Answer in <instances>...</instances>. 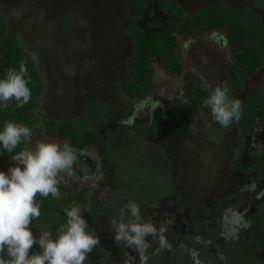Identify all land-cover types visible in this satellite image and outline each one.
Masks as SVG:
<instances>
[{"label": "rangeland", "instance_id": "374dc122", "mask_svg": "<svg viewBox=\"0 0 264 264\" xmlns=\"http://www.w3.org/2000/svg\"><path fill=\"white\" fill-rule=\"evenodd\" d=\"M148 1L142 28L152 35L166 30L169 18L159 9L157 0ZM174 1L186 16L222 5L239 13L248 26L264 30V11L252 0ZM126 3L127 0H0L8 32L16 34L21 46L32 54L45 81L40 109L32 117L84 122L88 108L104 107L101 117L95 116L88 124L100 127L103 148L76 147L64 140L77 149L79 159L71 176L62 173L59 177L60 189L69 195L87 191L84 216L99 237L102 250L90 252L85 264H142L134 248L113 243L110 220L118 217L119 208L127 201H137L145 187L149 193L156 191L159 180L168 182L177 192V202L163 204L180 205L181 215L200 226L213 215L217 202L222 209L216 211L212 221H233L244 226L255 214V206L264 201V178L245 173L251 165L250 154L264 153V120L245 135L244 152L236 160L239 149L234 123L223 129L212 121L210 110L202 106L198 115L188 119L185 131L173 133V121L168 116L172 108L188 103L189 86L207 90L202 87V77L213 87L228 85L238 53L227 41V32L202 28L192 36L178 37L180 71L167 72L163 66L155 65L149 95L132 100L121 83L130 79L134 53L132 38L126 33ZM68 18H72V26L65 32ZM261 53L264 56V46ZM1 58L0 54V65ZM258 94H264V67L248 76L243 89L231 96L244 104ZM138 122L140 129H136ZM117 128L127 130L137 144H117ZM39 139L64 142L55 133H39L33 144ZM9 160L0 155V170L9 167ZM109 163L118 167L115 189L107 181ZM163 193V187L155 192L156 196ZM183 216L180 223L187 226ZM180 229L184 230V226ZM148 239L150 248L159 247L158 241ZM170 246L162 252L167 258L180 252L177 245ZM260 248L255 247L261 252ZM259 251L257 256L264 261V252ZM215 256L221 264L231 263L222 252ZM157 258L147 264H159Z\"/></svg>", "mask_w": 264, "mask_h": 264}, {"label": "trees", "instance_id": "16d2710c", "mask_svg": "<svg viewBox=\"0 0 264 264\" xmlns=\"http://www.w3.org/2000/svg\"><path fill=\"white\" fill-rule=\"evenodd\" d=\"M263 1V0H262ZM129 11V25L127 35L132 38L134 53L130 59L131 79L124 83V91L129 99L146 98L151 90V75L155 65L163 66L167 72H179L181 64L177 57L178 37L192 36L202 28L212 30H225L229 41L239 53L238 60L231 71V80L227 87L229 94H235L242 89L248 76L256 74L264 67V56L261 50L264 46V30L248 26L244 19L236 11L217 5L213 8L200 10L193 15L186 16L182 8L174 0H157L159 9L168 16V28L162 32L147 35L141 26L145 11L149 7L148 0H127ZM68 26L65 32L72 26V18H68ZM0 77L9 67L19 68V65L26 62L31 82L32 99L23 108H17L14 101L9 102L8 108L0 111V127L6 120H14L24 123L33 128L34 136L39 133H55L60 140H70L76 147L102 146V134L100 127L89 126L91 119L101 117L104 107L99 106L87 110L84 114V122L65 121L58 122L51 119H37L32 117V113L40 109V101L45 91V81L40 75L37 63L31 53L27 52L14 33H9L7 23L0 13ZM188 103L180 104L172 108L168 116L173 121V133L186 130V122L192 116L198 115L202 101L207 98L208 90H201L194 86L187 88ZM204 107V106H203ZM264 119V94H258L254 98L242 104V116L238 122H234V129L237 132L239 156L244 152V136L248 131H252L259 120ZM97 121V120H96ZM106 122V121H105ZM87 124V125H86ZM138 122L136 129H140ZM120 137L116 143L124 142V145L131 147L136 143L131 138L130 133L124 128H117ZM110 132V131H109ZM114 132V131H112ZM108 134V132H107ZM107 137V136H106ZM26 145H21L25 147ZM19 150V149H17ZM5 158H10L9 154L3 153ZM252 159L257 161L254 170L264 178V155L257 157L251 153ZM107 181L111 189H115V180L118 176V167L109 163L106 170ZM167 185L168 193H175L173 187L164 180L157 183L154 190L158 191L159 186ZM149 193L146 187L138 195L137 203L141 209V215L147 220L149 212L147 208L158 202L159 196L155 192ZM143 192L145 194H143ZM60 198L54 199L36 197V202L40 205L41 216L33 221V228L38 230L43 227L55 228L66 221L64 210L72 204H78L83 210L86 204L87 191L81 190L75 195H69L60 189ZM264 209V203L262 205ZM100 242L92 251H100ZM247 255L246 250L241 253L232 252L231 255ZM190 260H182V264H191ZM259 262L257 261V264ZM236 264H245L237 260Z\"/></svg>", "mask_w": 264, "mask_h": 264}, {"label": "clouds", "instance_id": "9594fccd", "mask_svg": "<svg viewBox=\"0 0 264 264\" xmlns=\"http://www.w3.org/2000/svg\"><path fill=\"white\" fill-rule=\"evenodd\" d=\"M30 82L26 62L18 69H6L0 77V111L11 101L17 108L28 104L32 99ZM201 84L208 90L202 104L210 110L213 122L228 129L241 119L242 102L229 94L227 86L213 87L203 77ZM33 136L32 127L14 120H6L0 127V155L10 157L9 167L0 170V264H85L99 237L78 204L64 210L65 222L55 228H40L34 234L33 221L41 216L37 195L59 199V177L62 173L71 176L79 157L68 141L39 139L33 144ZM110 231L114 244L140 253L142 264L149 259V237L158 241L159 250L170 248L165 225L158 227L146 220L135 200L119 208L118 217L110 220Z\"/></svg>", "mask_w": 264, "mask_h": 264}, {"label": "flooded vegetation", "instance_id": "af4514ba", "mask_svg": "<svg viewBox=\"0 0 264 264\" xmlns=\"http://www.w3.org/2000/svg\"><path fill=\"white\" fill-rule=\"evenodd\" d=\"M252 1L254 2V5L256 7L264 11V0L263 1L252 0ZM141 26H142V22H141ZM130 79H131V66H130ZM130 79L128 81L122 80L121 83L123 90H124L123 84L128 83ZM91 108H95V107H90L88 108V110ZM263 120L264 119L259 121H263ZM69 121H73V120H69ZM252 153L255 154L257 157H261L262 155H264V153L263 154H257L255 152ZM250 158L252 160L251 165L249 170L246 171L245 173L253 172L257 174V176L262 177L260 176V174H258L257 171L254 170L257 161L255 159H252L251 154H250ZM239 159L240 157L238 158V160ZM158 182H160V180ZM160 187H163L164 193L159 196L160 199L156 204L149 206L147 208L149 212V217L147 220H152L157 224L158 227L160 224H164L165 227L167 228L165 235L169 241V244L170 245L175 244V246L177 245L178 248L180 249L179 250L180 252L175 253L172 258L171 257L167 258V256H164L162 254L163 250H159V247L154 246L155 249L150 248L146 253L149 257L148 260L153 258L155 259L156 257H158L157 259L159 261V264H182V260H190L192 261L191 264H205V263L221 264L220 263L221 260L219 258H216L217 256L215 255L217 253V255L220 256V253L222 252L223 257H226L231 260L230 264H236L238 259L246 264H257V261L259 262L258 264L264 263V261L257 256L258 253L257 251L259 250L255 249V247L258 249L261 247V245H264V209L262 207L264 201H262L261 203L255 206V214L251 218H248L249 220L244 226L235 223L233 221L232 224H228V223L224 224L219 221H215V222L212 221L214 217L213 215H216V211L217 210L220 211L222 209V207L220 206V202H217L216 207L213 208L211 211L213 215L211 217H208L204 221V226H200L198 223H191L190 220H188V218L181 215V210L183 211V209L180 205L178 206L168 205V204L164 205L163 203H168L173 200L177 202L176 201L177 192L175 191V193H168V188H166V185L163 186L161 185ZM181 216L184 217L183 219L186 221V223L188 222L187 226L180 223L182 220ZM252 220L254 222H252ZM183 226H184V230L180 229ZM169 231H171L172 233H170ZM167 233L169 235H167ZM204 235H206V237H204ZM170 248H172V246H170ZM243 249L247 251V255H242V254L231 255L232 252L239 251V253H241V250ZM100 250H102V244ZM260 250L261 252H264V248L261 247ZM214 252L216 253L214 254ZM261 252L259 251V253Z\"/></svg>", "mask_w": 264, "mask_h": 264}, {"label": "crops", "instance_id": "0c3cea01", "mask_svg": "<svg viewBox=\"0 0 264 264\" xmlns=\"http://www.w3.org/2000/svg\"><path fill=\"white\" fill-rule=\"evenodd\" d=\"M216 6H217V5H216ZM213 7H215V6H213ZM213 7H211V8H213ZM206 9H207V8H206ZM197 12H198V11H197ZM192 15H193V14H192ZM226 39H227V41H228L229 43H231V42L229 41V39H228V35H227V38H226ZM224 42H225V41H224ZM228 42H227V43H228ZM231 44H232V43H231ZM233 47H234V46H233ZM234 49H235V48H234ZM177 51H178V50H177ZM235 51H236V50H235ZM236 52H237V51H236ZM237 53H238V52H237ZM238 56H239V53H238ZM237 60H238V57H237ZM237 60H236V61H237ZM235 63H236V62H235ZM235 63H234V64H235ZM233 66H234V65H233ZM232 69H233V68H232ZM230 80H231V79H230ZM230 80H229V81H230ZM228 83H229V82H228ZM244 84H245V82H244ZM242 89H243V88H242ZM232 95H233V94H232ZM233 127H234V125H233Z\"/></svg>", "mask_w": 264, "mask_h": 264}]
</instances>
